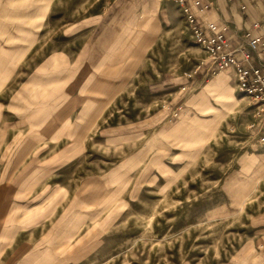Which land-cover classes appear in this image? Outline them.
<instances>
[{
    "label": "rangeland",
    "instance_id": "obj_1",
    "mask_svg": "<svg viewBox=\"0 0 264 264\" xmlns=\"http://www.w3.org/2000/svg\"><path fill=\"white\" fill-rule=\"evenodd\" d=\"M5 8L23 48L0 82V195L21 218L4 264H264L257 104L178 4Z\"/></svg>",
    "mask_w": 264,
    "mask_h": 264
},
{
    "label": "crops",
    "instance_id": "obj_2",
    "mask_svg": "<svg viewBox=\"0 0 264 264\" xmlns=\"http://www.w3.org/2000/svg\"><path fill=\"white\" fill-rule=\"evenodd\" d=\"M161 1V0H160ZM163 2V1H161ZM165 3V2H164ZM199 7L203 8V14L196 17V21L204 24L206 21H214L225 28L224 32L229 39L231 47L237 45L246 46L247 37L246 32H250L249 37L259 36L264 41V0H200ZM17 15L22 17L24 15L23 9L15 10ZM8 11L5 8L0 9V82L7 79L8 74V50L15 47L23 48L22 44H15L9 46L7 44L8 38V22L2 20L3 16L7 17ZM16 15V16H17ZM257 24L254 27V24ZM22 32L23 26L17 25L16 32ZM21 40L22 37H20ZM22 43V41H21ZM253 61L256 63L259 60H264L263 50H257L253 54ZM227 71H232L231 69ZM233 72V71H232ZM234 74V72H233ZM235 77V75H234ZM236 81V78H235ZM2 139L0 138V146H2ZM0 150H2L0 148ZM2 177H5L2 180ZM7 191V172L5 168H0V194ZM21 218L9 217L7 201L0 195V263H6L8 256L9 240L14 235L12 225L18 224ZM264 254V246L261 254ZM4 258V260H2ZM262 258V257H260Z\"/></svg>",
    "mask_w": 264,
    "mask_h": 264
},
{
    "label": "built area",
    "instance_id": "obj_3",
    "mask_svg": "<svg viewBox=\"0 0 264 264\" xmlns=\"http://www.w3.org/2000/svg\"><path fill=\"white\" fill-rule=\"evenodd\" d=\"M165 3L178 4L185 14L190 26L193 41L200 45L207 54L210 67L224 71L231 69L236 78L239 91L253 99L257 104L258 122L252 123L256 130L253 139L258 144H264V60L253 61V54L264 48V41L259 36L247 37L246 46L231 47L225 28L214 21L204 24L197 22L196 17L204 13L199 7L200 0H161ZM257 24H254L256 27Z\"/></svg>",
    "mask_w": 264,
    "mask_h": 264
}]
</instances>
